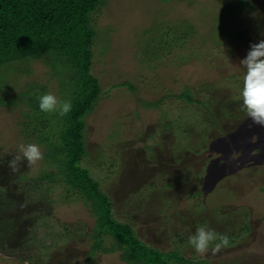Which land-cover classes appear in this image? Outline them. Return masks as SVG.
Segmentation results:
<instances>
[{"label":"rangeland","instance_id":"374dc122","mask_svg":"<svg viewBox=\"0 0 264 264\" xmlns=\"http://www.w3.org/2000/svg\"><path fill=\"white\" fill-rule=\"evenodd\" d=\"M104 7L96 23L113 29V47L92 60L101 99L84 117L78 167L146 244L179 250L193 264H264V128L251 124L239 96L240 60L264 39V0H111ZM160 21L170 27L163 33ZM33 67L42 78L43 68ZM18 112L0 107V264H124L120 252L89 259L96 214L91 204L65 202L61 176L39 186L19 179L57 170L52 159L8 167L27 144ZM31 143L43 155L46 148ZM175 178L192 183L185 189ZM61 221L69 232L60 231ZM201 225L231 245L196 253L188 239ZM102 238L109 247L115 240L106 231Z\"/></svg>","mask_w":264,"mask_h":264},{"label":"trees","instance_id":"16d2710c","mask_svg":"<svg viewBox=\"0 0 264 264\" xmlns=\"http://www.w3.org/2000/svg\"><path fill=\"white\" fill-rule=\"evenodd\" d=\"M110 1L0 0V107L7 111L19 110L21 120L18 124L27 137L25 142L35 140L46 148L42 155L44 165L52 159L55 162H51L52 166L57 168L55 171L51 167L47 172L43 170L37 178L22 172L19 179L22 182L33 180L38 184L44 178L54 181L61 176L68 186L66 203L82 201L91 204L97 220L94 235L90 238L89 259L99 253L120 252L124 264H173V261L193 264L194 261L182 257L179 250L164 253L139 239L132 226L114 217L109 197L96 181L87 176V170L77 165L79 155L84 152L82 131L85 118L101 99L100 81L90 73L92 60L95 55L105 56L113 47V38L109 35L113 29L101 30L96 23L97 14ZM157 24L161 29L163 21ZM168 27L162 28V33ZM163 42L161 36L157 48L162 49ZM95 43L97 48H94ZM34 65L43 68L42 78H35ZM11 74L13 79L9 81ZM48 92L71 101L72 109L66 116L39 112L37 97ZM0 144L1 160L4 147L1 141ZM176 181L185 189L192 183L191 179L177 178ZM173 185L176 186L165 180L162 186L168 191L173 190ZM134 196L141 199L143 195ZM49 200L56 202L55 199ZM41 219L44 221V217ZM62 222L60 231L63 234L69 232L70 226L64 222L61 225ZM45 225L53 231L52 225L47 222ZM38 226L41 227V223ZM103 231L115 238L110 247L104 245ZM62 233H57L58 242L63 238ZM207 260L201 259L202 262Z\"/></svg>","mask_w":264,"mask_h":264},{"label":"clouds","instance_id":"9594fccd","mask_svg":"<svg viewBox=\"0 0 264 264\" xmlns=\"http://www.w3.org/2000/svg\"><path fill=\"white\" fill-rule=\"evenodd\" d=\"M240 64L245 69L239 91L241 110L252 125L264 128V39L250 45ZM37 100L40 113L63 117L72 109L71 101L62 100L50 92L39 95ZM17 153L8 161V167L13 172L19 171V165L23 162H26V166H31L43 158L39 146L34 143L19 144ZM188 244L196 253L204 254L210 249L212 254H216L230 245V238L215 232L207 225H201L189 237Z\"/></svg>","mask_w":264,"mask_h":264}]
</instances>
